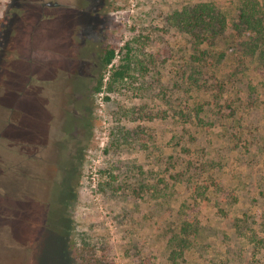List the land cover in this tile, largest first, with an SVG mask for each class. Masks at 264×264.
Masks as SVG:
<instances>
[{"label": "rangeland", "instance_id": "374dc122", "mask_svg": "<svg viewBox=\"0 0 264 264\" xmlns=\"http://www.w3.org/2000/svg\"><path fill=\"white\" fill-rule=\"evenodd\" d=\"M87 45L125 76L27 219L26 81ZM0 264H264V0H0Z\"/></svg>", "mask_w": 264, "mask_h": 264}, {"label": "flooded vegetation", "instance_id": "af4514ba", "mask_svg": "<svg viewBox=\"0 0 264 264\" xmlns=\"http://www.w3.org/2000/svg\"><path fill=\"white\" fill-rule=\"evenodd\" d=\"M81 50L83 54L78 58L72 55L62 56V50L50 48L38 79L35 81L27 76L25 89L28 101L31 99L32 102L31 106L29 101L28 112L34 122L28 125L25 132L21 174H15L17 178L13 177L11 189L12 192L16 191V183L21 185L18 194L21 193L27 219L30 215L28 193L36 192L40 195L38 186L40 180L46 177V168L50 171L51 167L61 165V146H66L69 142V137L62 141L54 138V135L52 137L51 132L62 131L76 139L85 131L93 110V82L98 78V69L104 66L105 53L98 57L94 52L89 55L91 50L88 45ZM26 230L27 233L21 232L24 238L29 235V230Z\"/></svg>", "mask_w": 264, "mask_h": 264}, {"label": "trees", "instance_id": "16d2710c", "mask_svg": "<svg viewBox=\"0 0 264 264\" xmlns=\"http://www.w3.org/2000/svg\"><path fill=\"white\" fill-rule=\"evenodd\" d=\"M200 20H203V15L198 18V25L200 23ZM207 28V27H206ZM208 30V29H207ZM115 58V51L114 49L106 50L105 51V57H104V65L109 66L111 65V78H114L113 81H116L118 79L124 78L125 73H126V68H114V64H112L113 60ZM110 86V83H109ZM102 87V79L98 81V85L95 87V90H100ZM68 245V244H67ZM69 247V246H68Z\"/></svg>", "mask_w": 264, "mask_h": 264}]
</instances>
